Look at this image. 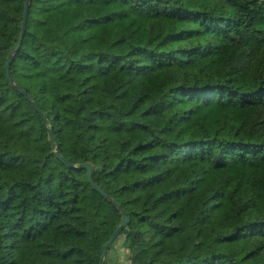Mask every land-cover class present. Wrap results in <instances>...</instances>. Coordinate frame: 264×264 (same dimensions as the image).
<instances>
[{"label": "trees", "instance_id": "1", "mask_svg": "<svg viewBox=\"0 0 264 264\" xmlns=\"http://www.w3.org/2000/svg\"><path fill=\"white\" fill-rule=\"evenodd\" d=\"M26 2L0 0V264H101L123 214L81 164L130 217L105 264H264V0H32L30 98Z\"/></svg>", "mask_w": 264, "mask_h": 264}, {"label": "water", "instance_id": "2", "mask_svg": "<svg viewBox=\"0 0 264 264\" xmlns=\"http://www.w3.org/2000/svg\"><path fill=\"white\" fill-rule=\"evenodd\" d=\"M31 2H32V0H27V2H26L25 15H24V21H23V30H22L20 43H19L17 49L15 50V52L10 54V56L8 58V61H7V64H6L7 76H8V79L10 80L11 84L15 88H17L19 91H21L24 95H26L27 98H30V96L24 90H22L18 85H16V83H15V81H14L12 75H11L10 69H11L12 59H13L15 53L21 48L22 41H23L24 36L26 34L27 22H28V16H29V10H30V7H31ZM33 105L36 107V109L38 111H40L43 114V116H45V113L42 112V110L40 109L39 105L36 102H33ZM56 154H57V156L59 158L64 160V158L62 157L60 152L57 151ZM81 166L86 167L88 169L89 179L93 183L94 187L97 190H99L101 193L106 195L121 210V212L123 214V223L112 233V235L110 236L109 240L107 241V243L103 247V252H102V256H101V264H105V259H106V255H107V252L109 250V247L114 242V240L118 237V235L122 232V230L129 224L130 217L126 214V212L123 210L122 206L116 200H114L113 198L109 197L106 193H104V191L102 189H100L94 183L93 178H92V169H91V167L89 165H87V164H81Z\"/></svg>", "mask_w": 264, "mask_h": 264}, {"label": "rangeland", "instance_id": "3", "mask_svg": "<svg viewBox=\"0 0 264 264\" xmlns=\"http://www.w3.org/2000/svg\"><path fill=\"white\" fill-rule=\"evenodd\" d=\"M110 264H131L128 260V250L123 244V239H120L112 250Z\"/></svg>", "mask_w": 264, "mask_h": 264}]
</instances>
